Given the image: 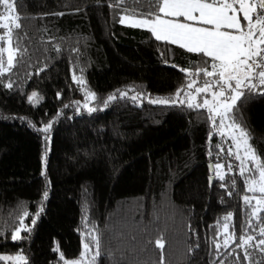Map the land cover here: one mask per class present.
<instances>
[{"label": "trees", "instance_id": "1", "mask_svg": "<svg viewBox=\"0 0 264 264\" xmlns=\"http://www.w3.org/2000/svg\"><path fill=\"white\" fill-rule=\"evenodd\" d=\"M110 2L16 0L21 28H13L12 47L18 51L12 70L0 76V255L21 254L27 264H57L61 252L69 262L80 260L91 230L105 253L98 264H213L219 259L232 264L228 249L217 255L213 244L214 239L223 244V217L233 213L228 223L237 237L244 230L256 235L264 225L244 204V196L260 194L246 191L244 181L251 174L239 176L240 161L227 156L230 136L219 123L213 131L204 110L146 99L139 106L121 99L106 108L102 103L118 91L155 98L183 89L181 98L187 99L185 93L202 86L188 89L187 83L202 77L180 69L194 72L202 57L156 41L147 29L122 25L125 11L114 12ZM124 7L139 16L147 3L126 0ZM74 74L83 78V90ZM7 83L13 89L3 87ZM88 90L98 98L88 101L98 109L90 114L84 108ZM32 92L43 97L38 105L28 102ZM238 108L235 118L264 162V95L246 96ZM49 121L48 134L31 126ZM210 163L225 166L224 182L209 171ZM225 182L232 195L221 188ZM25 211L31 231L12 241ZM158 239L163 248L157 247ZM57 246L60 251L54 252ZM95 251L93 246L91 254ZM89 259L85 256L82 264Z\"/></svg>", "mask_w": 264, "mask_h": 264}, {"label": "snow or ice", "instance_id": "2", "mask_svg": "<svg viewBox=\"0 0 264 264\" xmlns=\"http://www.w3.org/2000/svg\"><path fill=\"white\" fill-rule=\"evenodd\" d=\"M139 2L141 5L147 3V10L141 11L139 16L134 10L127 11L124 7L126 0H111L109 7L114 12L116 9L125 11V15L121 16L119 20L122 25L147 29L156 41L178 45L181 49H186L188 53L200 54L202 60L195 65L194 72L183 68L180 70L188 76L202 77L200 81L191 80L187 83L188 89H192L195 85L202 84V86H195L194 95L185 93L187 99L181 98L183 89H177L173 96L155 98L150 95L145 96L141 91H137L131 96L126 91H118L103 100V106L106 108L117 99L130 101L139 106V102L146 99L150 104L169 106L179 104L189 109L206 111V121L211 122L213 131L217 130L218 123L229 130L232 144L229 145L227 156H234L236 160L240 161L239 176L245 177L246 173L251 174L250 178L246 177L244 181L246 191L260 194L258 197H254V205L253 198L244 196V204L252 209L249 215L264 225V162L249 143V134L234 115L239 110V102L246 96L264 95V0H139ZM16 12V0H0V30L7 29L4 35L0 36V76L12 70L17 55L18 49L12 47V34L13 28H21L19 23L21 17L18 14L14 15ZM181 17L184 22L179 20ZM5 21H9V23H5ZM196 23L201 26H196ZM3 43H7L9 46L3 47ZM4 53H7L6 63L3 59ZM72 79L81 86L82 90L86 87L82 77L78 78L74 74ZM3 87L13 89V83L4 84ZM60 96L61 93L58 92L57 98ZM42 99L43 97H38L36 92L28 96V102L33 105L38 104ZM97 99L94 92L85 91L84 108L89 114L98 109L89 106L88 101H97ZM68 106L65 105V107ZM31 126L39 133L48 134L53 122L49 121L40 128H37L35 124ZM212 135L213 132L210 131L209 140ZM49 139L50 137L45 135L46 148ZM233 147L236 149L235 153L231 150ZM249 162L251 167L248 166ZM44 164L45 171L41 172L42 177L46 175V158ZM224 167L221 163L214 165L210 163L209 171L215 170L216 177L224 182L227 175V173H221ZM227 170L231 172L233 166L228 164ZM208 179L211 187L214 177L209 175ZM221 188L228 190V184L221 183ZM235 188L236 180L233 179L231 180V189ZM232 190H228V195L233 194ZM42 195L43 199L47 200L49 196L47 185H45ZM42 211L41 203L40 210L31 220L33 226ZM29 215V212H23V218L19 222L20 226L11 232L12 241L24 239L25 237L21 236L22 231H31V228L26 226L24 219ZM232 219L233 213L231 212L223 217L224 232L221 233L224 236L223 244L221 245L216 239L213 240L217 255L220 254V249L223 247L228 249L225 253L226 257H235L232 264H244L245 261L248 264H264V226L259 228L256 235L247 234L244 230L243 234L237 237L234 228H230L228 223ZM88 236L89 241L83 243L81 259L72 261L71 264H82L85 256H90L88 264H98V258L105 254L101 248L100 238L91 230H89ZM232 244L235 246L232 247ZM156 245L160 248L164 246L159 239L156 241ZM93 246L96 251L91 254ZM237 249L241 250L240 253H237ZM53 251L59 252L60 249L57 246ZM0 261H4L5 264L8 261H12L13 264H27L26 258L21 254L0 255ZM60 261H63V264H69L62 252L57 264ZM213 264H227V260L219 259L213 261Z\"/></svg>", "mask_w": 264, "mask_h": 264}, {"label": "rangeland", "instance_id": "3", "mask_svg": "<svg viewBox=\"0 0 264 264\" xmlns=\"http://www.w3.org/2000/svg\"><path fill=\"white\" fill-rule=\"evenodd\" d=\"M241 17H242V14H241ZM4 54H5V53H4ZM4 54H3V55H4ZM6 56H7V53H6V55H5V58L7 59ZM5 58H4V59H5ZM5 63H6V61H5ZM32 93H33V92H32ZM32 93H30L29 96H30ZM193 94H195V91L193 92ZM38 97H40V96L38 95ZM40 101H41V100H40ZM39 103H40V102H39ZM39 103H38V104H39ZM38 104H35V105H38ZM155 105H159V104H155ZM221 127H222V126H221ZM222 131H223L227 136L229 135V130H228L226 127H222ZM242 155H243V154H242ZM242 155H241V156H242ZM253 199H254V197H253ZM254 202H255V201H254ZM9 256H10V255H9ZM0 263L5 264L4 261H0ZM7 264H13V262H12V261H8ZM69 264H71V262H69Z\"/></svg>", "mask_w": 264, "mask_h": 264}, {"label": "crops", "instance_id": "4", "mask_svg": "<svg viewBox=\"0 0 264 264\" xmlns=\"http://www.w3.org/2000/svg\"><path fill=\"white\" fill-rule=\"evenodd\" d=\"M242 18V17H241ZM179 20L181 21V22H184V20H183V18L181 17V18H179ZM190 23H195V22H190ZM246 23V22H245ZM196 26H201V25H199L198 23H196ZM223 30H226V31H231L230 29H223ZM178 46V45H177ZM186 50V49H185Z\"/></svg>", "mask_w": 264, "mask_h": 264}, {"label": "water", "instance_id": "5", "mask_svg": "<svg viewBox=\"0 0 264 264\" xmlns=\"http://www.w3.org/2000/svg\"><path fill=\"white\" fill-rule=\"evenodd\" d=\"M212 172V171H211ZM213 183V182H212ZM209 186H210V184H209Z\"/></svg>", "mask_w": 264, "mask_h": 264}]
</instances>
